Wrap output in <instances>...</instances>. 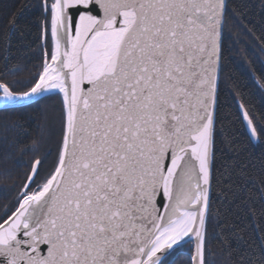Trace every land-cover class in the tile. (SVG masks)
Instances as JSON below:
<instances>
[{"label": "water", "instance_id": "obj_1", "mask_svg": "<svg viewBox=\"0 0 264 264\" xmlns=\"http://www.w3.org/2000/svg\"><path fill=\"white\" fill-rule=\"evenodd\" d=\"M46 3L44 2V5ZM226 0H54L50 56L0 109L60 93L62 148L0 222V264H204Z\"/></svg>", "mask_w": 264, "mask_h": 264}, {"label": "trees", "instance_id": "obj_2", "mask_svg": "<svg viewBox=\"0 0 264 264\" xmlns=\"http://www.w3.org/2000/svg\"><path fill=\"white\" fill-rule=\"evenodd\" d=\"M43 11L42 0H0V81L14 91L31 87L42 70ZM222 38L204 264H264V0H226ZM53 98L0 109V222L23 196L32 163L51 156L36 143ZM191 257L187 243L161 264Z\"/></svg>", "mask_w": 264, "mask_h": 264}, {"label": "rangeland", "instance_id": "obj_3", "mask_svg": "<svg viewBox=\"0 0 264 264\" xmlns=\"http://www.w3.org/2000/svg\"><path fill=\"white\" fill-rule=\"evenodd\" d=\"M42 2H43V5H44V2L46 3L44 5V11H43L44 12V19H43L44 21L43 22H45L46 28H47V23L50 24V21L49 20L47 21V19L49 18L48 14H50V12H51V5L49 7L48 0H42ZM43 26L44 25L42 23V31H43ZM46 30H48V29H46ZM42 47H43V44H42ZM46 47H47L48 53H50V51H51L50 46L47 45V43H46ZM43 53H44V48H43ZM53 104H56V101L54 100V98L49 99L47 104H46V107H45L46 115L44 117L42 137H41L40 142L36 143L37 149L41 150L42 148L45 147V151H47L49 153L47 156H49L50 154H51V156L44 159V160H46V162L44 161L45 163L44 164L42 163L41 166H39V173L37 175V180L34 182V187L31 189V191H37L38 190V188L45 182V180L51 174V172L53 171V169L55 168V165H56V155H57L58 150H59L57 144H59L60 139H61L62 114H60L58 112V116L56 117V113H55V111H53L54 109H52V111H50L51 113H49V109L52 108ZM240 108H241V111L243 113L248 132L250 133L253 140L256 141L258 139V137H257L258 134H257V131L255 129V126L249 120L247 113H246L244 107L242 106V104H240Z\"/></svg>", "mask_w": 264, "mask_h": 264}, {"label": "bare ground", "instance_id": "obj_4", "mask_svg": "<svg viewBox=\"0 0 264 264\" xmlns=\"http://www.w3.org/2000/svg\"><path fill=\"white\" fill-rule=\"evenodd\" d=\"M49 21H50V19H49ZM224 21H225V16H224ZM48 26H49V24L47 23V27ZM223 28H224V26H223ZM220 64H221V59H220ZM49 97H55V99H57V100H55L56 101V104H53L52 105V108L49 109V113H51L50 111H52V109H54L53 111H55L56 117L58 116V112L60 114H62V128H61V137H62L63 136V130H64V124H65V109H64V105H63V100H62V97H61V94L60 93L49 94ZM38 160H39V163H38L37 174H36L34 180L32 181V183L30 184V187H32V188L34 187V182L36 181L37 175L39 173V166H41V160H42V158L40 157V159H38ZM34 162L32 163L31 168L33 167Z\"/></svg>", "mask_w": 264, "mask_h": 264}]
</instances>
